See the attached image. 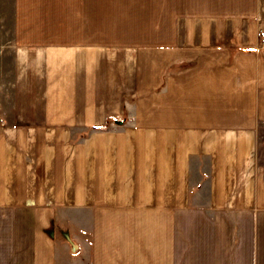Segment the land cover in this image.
Returning a JSON list of instances; mask_svg holds the SVG:
<instances>
[{"label":"crops","instance_id":"1","mask_svg":"<svg viewBox=\"0 0 264 264\" xmlns=\"http://www.w3.org/2000/svg\"><path fill=\"white\" fill-rule=\"evenodd\" d=\"M41 1L0 0V264H264V0ZM22 24L72 42L28 100Z\"/></svg>","mask_w":264,"mask_h":264},{"label":"rangeland","instance_id":"2","mask_svg":"<svg viewBox=\"0 0 264 264\" xmlns=\"http://www.w3.org/2000/svg\"><path fill=\"white\" fill-rule=\"evenodd\" d=\"M84 1V0H83ZM82 0H80L81 4ZM99 4H94V6L97 8V11H99V17H100V21L101 22H106L107 21V17L111 16V4H107L104 3V0H99L98 2ZM44 4H77V0H42L41 2H39V4H20V17L22 19V17H32V19L35 20H44L43 17L47 16L46 10H45V6ZM118 6V5H117ZM149 6H152L154 8V4H149ZM70 8V7H69ZM122 8V6H121ZM2 7L0 6V15H1V11H2ZM77 11V10H76ZM95 12V10H94ZM71 14V13H70ZM74 15V14H71ZM88 15V12H85V16ZM22 21V20H21ZM38 26H42V25H35V26H25V25H21V35H20V49H21V57H20V61H21V66H20V80H21V87H20V96L21 99H25L28 100L30 99L31 96H33V89L31 88H27V87H23V84H25L24 82H26V80H28V77L30 76V74L28 73V68H27V64L28 65H32L33 64V60L31 59H27L28 55L34 54L33 52H43V50L48 49L50 47H56V48H61L65 45H69L70 43H72L71 41H65V40H49L45 37L44 35H42L41 33L40 36H38V34H35V32L29 31L30 28H36ZM28 27V28H26ZM43 27V26H42ZM26 31V32H25ZM101 36L105 35L103 34V32H100ZM102 39V37H101ZM2 43H9V42H0V44ZM101 48H105L106 44L102 42L101 40ZM33 76V75H31ZM1 82V80H0ZM5 83V82H3ZM1 85V84H0Z\"/></svg>","mask_w":264,"mask_h":264},{"label":"built area","instance_id":"3","mask_svg":"<svg viewBox=\"0 0 264 264\" xmlns=\"http://www.w3.org/2000/svg\"><path fill=\"white\" fill-rule=\"evenodd\" d=\"M260 48L262 50H264V36L261 38V41H260Z\"/></svg>","mask_w":264,"mask_h":264}]
</instances>
